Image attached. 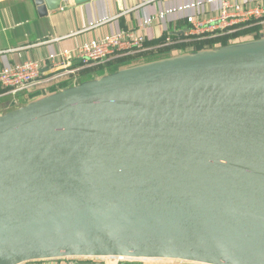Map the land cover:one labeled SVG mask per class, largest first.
Segmentation results:
<instances>
[{"label": "water", "instance_id": "obj_1", "mask_svg": "<svg viewBox=\"0 0 264 264\" xmlns=\"http://www.w3.org/2000/svg\"><path fill=\"white\" fill-rule=\"evenodd\" d=\"M95 258L264 264V35L0 116V264Z\"/></svg>", "mask_w": 264, "mask_h": 264}, {"label": "crops", "instance_id": "obj_2", "mask_svg": "<svg viewBox=\"0 0 264 264\" xmlns=\"http://www.w3.org/2000/svg\"><path fill=\"white\" fill-rule=\"evenodd\" d=\"M197 1L207 0H88L86 3H79L76 0H50L56 5L59 4V8L49 11L48 16L41 17L33 0H0V69L28 60L41 61L46 68L45 81L39 83L32 92L17 95L8 92L0 94V116L49 92L93 81L110 73L108 65L110 62L105 65L83 67L81 63L72 60L67 64V69L54 70L47 60L51 53L73 49L106 35L136 30L144 34L147 43L165 39L163 44L148 45L140 53H123L120 57L123 59L138 55L141 57L130 60L116 71L170 56H181L208 49L210 48L208 46L199 49V45L209 40L228 38L229 43L226 45H229L257 40L264 35V22L235 26L230 30V34H225L222 30L213 31L214 29L204 34H194L184 14H177L165 22H155L149 27H142L147 18H154L159 12ZM252 2L264 6V0H252ZM219 7V4H206L205 18L217 17ZM168 38L171 41L167 43ZM226 45L218 42L214 47ZM62 73L64 76L57 77ZM104 259H108L109 262L105 261L103 264H117L116 259ZM148 261L142 264H195ZM42 263L34 262V264ZM121 264L128 263L121 262Z\"/></svg>", "mask_w": 264, "mask_h": 264}, {"label": "built area", "instance_id": "obj_3", "mask_svg": "<svg viewBox=\"0 0 264 264\" xmlns=\"http://www.w3.org/2000/svg\"><path fill=\"white\" fill-rule=\"evenodd\" d=\"M206 4H219V14L215 18H205L204 9ZM177 14L187 16L194 34H204L211 29L222 30L230 34V30L238 25L251 24L252 22H264V6L253 3L252 0H207L197 1L190 4L179 5L159 12L154 18H147L142 27H149L155 22H165L168 18ZM171 41L167 39V43ZM147 39L144 34L136 30L118 32L106 35L101 39H93L73 49H64L48 55L51 69H67V64L75 60L81 66L105 65L118 59L123 53H140L146 49ZM44 64L38 60H28L16 63L0 69V94L8 92L13 95L30 93L45 81L43 70ZM59 74L57 77H62ZM50 81L49 79H46ZM104 259V258H100ZM117 264L123 259L113 258Z\"/></svg>", "mask_w": 264, "mask_h": 264}, {"label": "trees", "instance_id": "obj_4", "mask_svg": "<svg viewBox=\"0 0 264 264\" xmlns=\"http://www.w3.org/2000/svg\"><path fill=\"white\" fill-rule=\"evenodd\" d=\"M228 38H223V39H216V40H209V41H206L205 44L202 43L199 45V49H202L203 47H214V45L218 42H221L223 43L224 45L228 44L229 42L227 41ZM165 42V39H162L160 41H155V42H152V43H147L146 46L148 45H160V44H163ZM141 56H135V57H131V58H120V59H116L114 61H111L108 65H109V69L111 72H114L118 69V67H121L123 65H126L130 60H134V59H139ZM34 97V96H33ZM81 261H88V260H81Z\"/></svg>", "mask_w": 264, "mask_h": 264}, {"label": "rangeland", "instance_id": "obj_5", "mask_svg": "<svg viewBox=\"0 0 264 264\" xmlns=\"http://www.w3.org/2000/svg\"><path fill=\"white\" fill-rule=\"evenodd\" d=\"M83 259H60V260H50L45 261L42 264H103L105 261L109 262L108 259H84L88 261H81ZM124 263L128 264H142L144 262H149L148 260H123ZM155 262V261H152ZM34 264V263H32Z\"/></svg>", "mask_w": 264, "mask_h": 264}]
</instances>
